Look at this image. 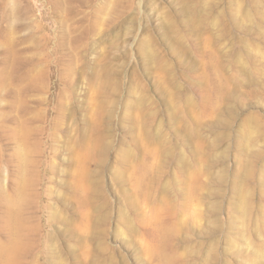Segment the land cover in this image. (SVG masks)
<instances>
[{
    "label": "rangeland",
    "instance_id": "374dc122",
    "mask_svg": "<svg viewBox=\"0 0 264 264\" xmlns=\"http://www.w3.org/2000/svg\"><path fill=\"white\" fill-rule=\"evenodd\" d=\"M0 264H264V0H0Z\"/></svg>",
    "mask_w": 264,
    "mask_h": 264
}]
</instances>
